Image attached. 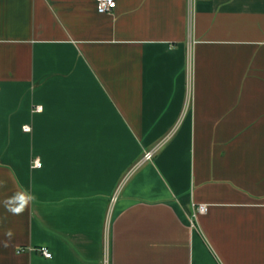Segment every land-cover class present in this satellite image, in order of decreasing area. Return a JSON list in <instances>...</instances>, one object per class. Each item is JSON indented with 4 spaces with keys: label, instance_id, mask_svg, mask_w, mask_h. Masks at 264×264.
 Returning a JSON list of instances; mask_svg holds the SVG:
<instances>
[{
    "label": "crops",
    "instance_id": "0c3cea01",
    "mask_svg": "<svg viewBox=\"0 0 264 264\" xmlns=\"http://www.w3.org/2000/svg\"><path fill=\"white\" fill-rule=\"evenodd\" d=\"M115 1L0 0V264H264V0Z\"/></svg>",
    "mask_w": 264,
    "mask_h": 264
},
{
    "label": "built area",
    "instance_id": "2783aa9c",
    "mask_svg": "<svg viewBox=\"0 0 264 264\" xmlns=\"http://www.w3.org/2000/svg\"><path fill=\"white\" fill-rule=\"evenodd\" d=\"M96 5V11L99 14H107L113 11L116 7V1L115 0H95ZM42 110V107H36L35 112H40ZM30 129L29 127H24L23 131L28 132ZM153 151H148L144 153L142 160L143 161H149L152 159ZM41 162L36 159L33 161V167L34 168H40ZM208 207L206 205H197L193 207L192 210V219H195L198 215H203L207 213ZM18 252H22L21 249L18 250ZM38 252L46 259H51L52 254L45 248H41L38 250Z\"/></svg>",
    "mask_w": 264,
    "mask_h": 264
},
{
    "label": "clouds",
    "instance_id": "9594fccd",
    "mask_svg": "<svg viewBox=\"0 0 264 264\" xmlns=\"http://www.w3.org/2000/svg\"><path fill=\"white\" fill-rule=\"evenodd\" d=\"M5 186V182L0 180V188ZM34 199L32 196H25L21 195L19 193L14 194L11 197H8L4 199L3 201H0V204H2L7 211H9L12 214L19 215L22 214L27 206L29 205L30 201ZM9 237L12 236V232L9 231L7 233Z\"/></svg>",
    "mask_w": 264,
    "mask_h": 264
}]
</instances>
